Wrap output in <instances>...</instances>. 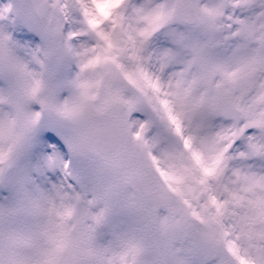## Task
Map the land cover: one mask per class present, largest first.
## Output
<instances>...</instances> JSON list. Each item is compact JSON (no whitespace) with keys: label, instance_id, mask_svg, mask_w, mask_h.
<instances>
[{"label":"snow or ice","instance_id":"snow-or-ice-1","mask_svg":"<svg viewBox=\"0 0 264 264\" xmlns=\"http://www.w3.org/2000/svg\"><path fill=\"white\" fill-rule=\"evenodd\" d=\"M0 264H264V0H0Z\"/></svg>","mask_w":264,"mask_h":264}]
</instances>
